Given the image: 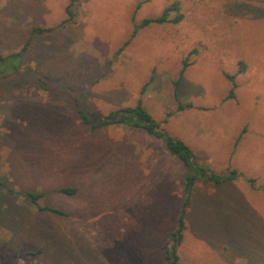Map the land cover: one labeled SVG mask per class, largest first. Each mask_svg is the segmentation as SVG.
<instances>
[{"label":"rangeland","instance_id":"rangeland-1","mask_svg":"<svg viewBox=\"0 0 264 264\" xmlns=\"http://www.w3.org/2000/svg\"><path fill=\"white\" fill-rule=\"evenodd\" d=\"M173 2L182 22L132 36ZM27 44L21 68L0 74V264H167L185 166L143 129L91 131L78 115L139 100L231 178H198L181 264H264V0H0V54ZM212 186L218 199H203Z\"/></svg>","mask_w":264,"mask_h":264},{"label":"trees","instance_id":"trees-1","mask_svg":"<svg viewBox=\"0 0 264 264\" xmlns=\"http://www.w3.org/2000/svg\"><path fill=\"white\" fill-rule=\"evenodd\" d=\"M81 0H71V4L73 5L76 2ZM149 1V0H148ZM142 3H140L137 8H140ZM171 13H174L175 16L171 17ZM68 14L70 17L74 16V13L71 11V8H68ZM184 19L183 14L181 13V6L179 2H173L168 5L159 16L153 18H146L140 24L134 25V31L132 36L134 37L137 32L142 29L149 27L155 24H165V23H174L178 24L182 22ZM51 29H42L35 27L32 30V36L48 32ZM129 44V43H127ZM126 44V45H127ZM27 45H25L19 52L9 54L7 56L0 54V74H7V76H11V74L17 72L21 65H18V62L21 61L23 55L27 49ZM121 49L120 51H122ZM22 64V63H21ZM188 67V62H184V67L182 69L181 76L184 74L186 68ZM228 78L232 82V88L230 90L228 99H232L235 96V89L237 87L236 82L234 81L233 76H229ZM180 80V79H179ZM178 84V83H177ZM144 93V89L141 94ZM193 104L191 103H180L178 107V111H185L187 109L193 108ZM78 115L81 122L87 125L91 131H96L99 129H103L111 126H122L126 128H139L145 130L148 134L160 138L164 141L165 147L169 154L173 157H176L186 168V184H185V198L182 207V213L178 220V227L175 232H173L165 245L166 250V261L167 264H181L180 257L178 255V248L182 245L185 237V231L187 229L186 221H185V213L189 206L191 205L192 196L195 192L196 184L199 177H203L209 181L223 183L229 179L230 177H222L219 176L212 171H209L203 167H201L197 162V156L193 152V150L182 140L171 136L167 131L163 129L162 124L157 122L152 114L143 106L142 101L139 100L137 105L134 107H123L119 108L115 111H112L108 115L104 116L99 120L91 119L83 109H78ZM173 114L168 113L164 119L166 122ZM239 142V138L237 139L236 144ZM236 174V173H235ZM234 176V175H233ZM234 179V177H232ZM254 181H250L253 183ZM78 189L75 187H63L58 190L59 193L74 196L77 194ZM26 198H28L32 203L37 204L41 197L44 196L43 193L38 192H26L24 194ZM41 211H49L56 214L64 215L58 209L50 208V207H40ZM1 248V243H0ZM1 259L4 260L3 254H1Z\"/></svg>","mask_w":264,"mask_h":264},{"label":"crops","instance_id":"crops-1","mask_svg":"<svg viewBox=\"0 0 264 264\" xmlns=\"http://www.w3.org/2000/svg\"><path fill=\"white\" fill-rule=\"evenodd\" d=\"M190 147V146H189ZM205 150V149H204ZM206 152V151H205ZM238 175V174H237ZM218 187H215V186H212V187H210V190H209V194L207 195V196H205V197H203V199H218L217 197H218V194H219V192H221L222 190H216ZM216 190V191H215ZM233 191V190H232ZM196 192V191H195ZM195 192H194V194L193 195H195ZM217 192V193H216ZM213 194H217V196H216V198L215 197H213ZM254 194V193H253ZM255 195V194H254ZM258 197H259V195H258ZM258 197H256V199H258ZM193 199H195V196L193 197ZM193 199H192V203H191V205L190 206H192V204H193ZM199 199H201V197H199ZM229 199V198H228ZM233 199H237L236 197H233ZM190 206H189V208L187 209V212H189V210H190Z\"/></svg>","mask_w":264,"mask_h":264}]
</instances>
